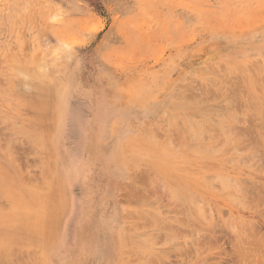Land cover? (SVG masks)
<instances>
[{"label":"rangeland","instance_id":"374dc122","mask_svg":"<svg viewBox=\"0 0 264 264\" xmlns=\"http://www.w3.org/2000/svg\"><path fill=\"white\" fill-rule=\"evenodd\" d=\"M262 79L264 0H0V264H264Z\"/></svg>","mask_w":264,"mask_h":264},{"label":"bare ground","instance_id":"6f19581e","mask_svg":"<svg viewBox=\"0 0 264 264\" xmlns=\"http://www.w3.org/2000/svg\"><path fill=\"white\" fill-rule=\"evenodd\" d=\"M56 63H58V62H56ZM257 63H259V62H257ZM260 63H261V62H260ZM260 63H259V64H260ZM219 65H220V64H219ZM205 68H206V67H205ZM207 68H208V67H207ZM258 68H259V67H258ZM45 70H46V69H45ZM47 70H48V69H47ZM225 70H226V69H225ZM227 70H228V69H227ZM50 71H51V70H50ZM210 71H211V70H210ZM214 71H215V70H214ZM216 71H217V70H216ZM212 72H213V71H212ZM217 72H218V71H217ZM217 72H216V73H217ZM261 72H262V71H261ZM39 73H40V72H39ZM50 73H51V72H50ZM220 73H221V72H220ZM233 73H234V72H233ZM47 74H48V73H47ZM53 74H54V73H53ZM223 74L226 75V73H223ZM45 75H46V74H45ZM219 75H220V74H219ZM51 76H52V75H51ZM48 77H49V75H48ZM54 77H55V76H54ZM30 78H31V77H30ZM42 78H43V77H42ZM55 78H56V77H55ZM262 78H263V77H262ZM50 79H51V78H50ZM220 79H221V78H220ZM222 79H223V78H222ZM29 80H30V79H29ZM52 80H53V79H52ZM209 80H210V79H209ZM211 80H212V79H211ZM211 80H210V81H211ZM218 80H219V79H218ZM262 80H264V79H262ZM35 81H36V80H35ZM215 81H216V80H215ZM215 81H214V82H215ZM212 82H213V81H212ZM224 82H225V81H224ZM52 83H53V82H52ZM263 83H264V81H263ZM222 84H223V83H222ZM222 84H221V86H222ZM187 85H188V84H187ZM187 85H186V86H187ZM213 85H216V83L213 84ZM217 85L219 86V84H217ZM225 85H226V84H225ZM34 86H35V85H34ZM255 86H256V85H255ZM192 87H193V86H192ZM202 87H203V86H202ZM216 87H217V86H216ZM219 87H220V86H219ZM227 88H228V87H227ZM186 89H187V88H186ZM204 89H205V88H204ZM217 89H218V88H217ZM223 89H225V88H223ZM241 89H242V88H241ZM200 90H203V89L200 88ZM200 90H198V91H200ZM218 90H219V89H218ZM221 90H222V89H221ZM221 90H220V91H221ZM227 90H229V89H227ZM227 90H226V91H227ZM230 90H231V89H230ZM234 90H235V89H234ZM237 90H238V88H237ZM239 90H240V89H239ZM205 91H206V90H205ZM226 91H225V93H226ZM21 92H22V91H21ZM181 92H182V91H181ZM183 92H184V90H183ZM185 92H186V90H185ZM214 92H215V91H214ZM227 92H228V91H227ZM205 93H206V92H205ZM220 93H221V92H220ZM234 93H235V92H234ZM234 93H233V94H234ZM236 93H237V92H236ZM238 93H239V91H238ZM18 94H19V93H18ZM211 94H212V92H211ZM218 94H219V92H218ZM221 94H222V93H221ZM226 94H227V93H226ZM229 94H230V93H229ZM20 95H21V94H20ZM192 95H193V94H192ZM205 95H206V94H205ZM179 96H180V95H178L177 97H179ZM185 96H188V94H187V95L184 94V96L182 95V97L180 96L179 98H183V97L185 98ZM189 96H190V95H189ZM198 96H199V95H198ZM214 96H215V95H214ZM192 97H193V96H192ZM194 97H195V96H194ZM184 98H183V99H184ZM189 98H190V97H189ZM213 98H214V97H213ZM29 99H30V98H29ZM186 99H187V97H186ZM187 100H188V99H187ZM202 100H203V98H202ZM192 101H193V100H191V102H192ZM219 101H220V100H219ZM236 101H237V100H236ZM239 101H240V100H239ZM253 101H254V100H253ZM191 102H190V103H191ZM198 102H199V101H198ZM229 102H230V101H229ZM40 104H41V103H40ZM191 104H192V103H191ZM229 104H231V103H229ZM242 104H243V103H242ZM180 105H181V104H180ZM247 105H248V104H247ZM194 106H195V105H194ZM234 106H235V105H234ZM244 106H245V105H244ZM239 107H240V106H239ZM220 108H221V106H220ZM240 108H241V107H240ZM243 108H244V107H243ZM243 108H242V110H243V112H244V109H243ZM245 109H246V108H245ZM222 110H223V109H222ZM236 110H237V109H236ZM251 111H252V110H251ZM253 111H255V110L253 109ZM207 112H209V111H207ZM248 112H249V111H248ZM263 112H264V111H263ZM212 113H213V112H212ZM214 113H215V112H214ZM234 113H235V112H234ZM240 113H242V112H240ZM250 113H251V112H250ZM218 114L221 115L220 113H218ZM248 114H249V113H248ZM225 115H226V114H225ZM242 115H243V114H242ZM222 116H223V115H222ZM233 116H234V115H233ZM218 117H220V116H218ZM256 117H258V116H256ZM188 118H189V117H188ZM224 118H226V117H224ZM224 118H223V119H224ZM1 119H2V118H1ZM172 119H173V118H172ZM223 119H222V120H223ZM235 119H236V118H235ZM243 119H244V118H243ZM185 120H186V118H185ZM224 120H225V119H224ZM232 120H233V119H232ZM251 120H252V119H251ZM251 120H250V121H251ZM257 120H258V119H257ZM176 121H177V119L175 120V122H176ZM189 121H190V119H188L187 122L189 123ZM199 121H200V120H199ZM199 121H198V119H197V122H194V123H196V127H197V125L199 124V123H198ZM220 121H221V120H220ZM236 121H237V119H236ZM173 122H174V121H173ZM175 122H174V123H175ZM190 122H192V121H190ZM205 122H206V124H207V121H205ZM221 122H222V121H221ZM229 122H230V121H229ZM182 123H183V121H182ZM200 123H201V122H200ZM233 123H234V122H233ZM236 123H237V122H236ZM256 123H257V122H256ZM213 124H214V123H213ZM243 124H244V123H243ZM245 124H246V123H245ZM9 125H10V124H9ZM9 125H7V126L9 127ZM175 125H176V124H175ZM181 125H182V124H181ZM190 125H192V123H191ZM199 125L201 126V124H199ZM199 125H198V127H199ZM202 125H203V124H202ZM221 125H223V124H221ZM225 125H226V124H225ZM228 125L230 126V124H228ZM228 125H227V126H228ZM7 126H6V127H7ZM178 126H179V125H178ZM208 126H209V125H208ZM212 126H213V125H212ZM214 126H215V124H214ZM227 126H225V127L227 128ZM233 126H234V125H233ZM237 126H238V125H237ZM243 126H244V125H243ZM243 126H242V127H243ZM8 127H7V128H8ZM10 127H11V125H10ZM184 127H185V126H184ZM215 127H216V126H215ZM156 128H157V127H156ZM156 128H155V129H156ZM178 128H179V127H178ZM187 128H188V129L190 128L189 125H188ZM192 128H193V126H192ZM192 128H190V129H191L193 132H192V133H189V132H188V129H187V134L189 133L191 136H192V134H193V136H194V135H196V130H195V128H194V129H192ZM202 128H203V126L201 127V131H204V130H202ZM205 128H206V127H205ZM235 128H236V127H235ZM240 128H241V127H240ZM260 128H261V127H260ZM158 129H159V128H158ZM158 129H157V130H158ZM185 129H186V128H185ZM185 129H184V133L186 134V130H185ZM190 129H189V131H190ZM199 129H200V128H199ZM199 129H198V130H199ZM221 129H222V128H221ZM221 129H220V130H221ZM227 129H228V128H227ZM227 129H226V130H227ZM236 129H237V128H236ZM238 129H239V128H238ZM25 130H26V129H25ZM153 130H154V129H153ZM157 130H156V132H157ZM181 130H183V129H181ZM194 130H195V132H194ZM220 130H219V132H221ZM240 130H241V129H240ZM20 131H21V130H20ZM199 131H200V130H199ZM217 131H218V130H217ZM230 131H231V130H230ZM247 131H248V130H247ZM145 132H146V131H145ZM154 132H155V131H154ZM167 132H168V131H167ZM169 132H171V131H169ZM169 132H168V133H169ZM179 132H180V128H179ZM181 132H182V131H181ZM190 132H191V131H190ZM224 132H225V130H224ZM233 132H235V130H234ZM241 132H242V131H241ZM243 132H244V131H243ZM255 132H256V131H255ZM22 133H23V132H22ZM22 133H21V134H22ZM24 133H25V132H24ZM164 133H165V132H164ZM164 133H163V134H164ZM174 133H175V132H174ZM182 133H183V132H182ZM182 133H180V134L182 135ZM197 133H198V132H197ZM235 133H236V132H235ZM257 133H258V132H257ZM260 133H261V132H260ZM15 134H16V133H15ZM160 134H161V133H160ZM185 134H183L184 136H183V135H182V136L185 137V138H187L188 135H185ZM209 134H210V133H209ZM226 134H228V133H226ZM231 134H233V133L231 132ZM231 134H230V135H231ZM236 134H237V133H236ZM164 135H165V134H164ZM168 135H169V134H168ZM168 135H166V137H167ZM230 135H229V136H230ZM34 136H35V135H34ZM170 136H171V135H170ZM178 136H179V133H178ZM178 136L175 135V137H178ZM182 136H181V137H182ZM191 136H188V137L190 138ZM198 136H199V135H198ZM200 136H201V135H200ZM211 136H212V135H211ZM211 136H210V137H211ZM214 136H215V135H214ZM227 136H228V135H227ZM227 136H226V138H230L229 136H228V137H227ZM232 136H233V135H232ZM238 136H240V135H238ZM260 136H261V135H260ZM26 137H27V136H26ZM181 137H180V138H181ZM196 137H197V135H196ZM222 137H223V135H222ZM6 138H7V137H6ZM35 138H36V137H35ZM169 138H170V137H169ZM173 138H174V137H172V139H173ZM178 138H179V137H178ZM185 138H183V139H185ZM191 138H192V137H191ZM191 138H190V139H191ZM193 138H195V136H194ZM219 138H220V137H219ZM234 138H235V137H234ZM241 138H242V137H241ZM257 138H258V137H257ZM261 138H262V137H261ZM9 139H10V137H9ZM155 139H156V138L154 137V140H155ZM164 139H165V138H164ZM196 139H198V137H197ZM211 139H212V138H211ZM232 139H233V138H232ZM239 139H240V138H239ZM239 139H238V140H239ZM252 139H253V138H252ZM12 140H13V139H12ZM14 140H15V139H14ZM177 140H178V139H177ZM181 140H182V139H181ZM186 140H188V138H187ZM208 140H209V139H208ZM221 140H222V139H221ZM227 140H228V139H227ZM259 140H260V139H259ZM169 141H170V140H169ZM188 141H190V140H188ZM211 141H212V140H211ZM211 141H209V142L211 143ZM215 141H217V140H215ZM225 141H226V140H225ZM229 141H230V140H229ZM245 141H248V139L245 140ZM262 141H264V139H263ZM262 141H261V143H262ZM4 142L6 143V142H8V141H4ZM35 142H36V141H35ZM159 142H161V140H160ZM165 142H166V140H165ZM170 142H171V141H170ZM176 142H177V141H176ZM178 142H179V140H178ZM180 142H181V141H180ZM183 142H185V140H183ZM209 142H208V143H209ZM220 142H221V141H220ZM222 142H223V140H222ZM9 143H10V142H8V145H9ZM36 143L38 144L39 142H36ZM36 143H35L34 147L36 146ZM172 143H174V141H173ZM210 143H209V144H210ZM212 143H214V142L212 141ZM224 143H225V142H224ZM261 143H259V144H261ZM10 144H11V143H10ZM16 144H17V143H16ZM158 144H159V143H158ZM160 144H161V143H160ZM164 144H165V145L167 144L166 146L168 147V143H164ZM183 144H184V143H183ZM230 144H231V143H230ZM11 145H12V144H11ZM13 145H14V143H13ZM13 145H12V146H13ZM177 145H178V143H177ZM222 145H223V144H222ZM241 145H242V144H241ZM250 145H251V144H250ZM250 145H249V146H250ZM12 146H10V147H12ZM15 146H16V145H15ZM30 146H31V145H29V147H30ZM39 146H40V145H39ZM211 146H213V144H212ZM251 146H252V145H251ZM259 146H260V145H259ZM259 146H257V147H259ZM7 147H8V146H7ZM13 147H14V146H13ZM13 147H12V148H13ZM34 147H33V148H34ZM196 147H197V146H196ZM203 147H204V146H203ZM220 147H221V144H220ZM15 148H16V147H15ZM15 148H14V149H15ZM36 148H38V147H36ZM199 148H200L199 150H201V149H202V146L199 145ZM249 148H250V147H249ZM2 149H3V148H2ZM208 149H209V148H206V150H208ZM253 149H254V147H253ZM263 149H264V148H263ZM12 150H13V149H12ZM38 150H39V149H38ZM206 150H205V151H206ZM210 150H211V149H210ZM261 150H262V149H261ZM40 151H41V150H40ZM201 151H202V150H201ZM203 151H204V150H203ZM233 151H234V150H233ZM263 151H264V150H263ZM12 152H13V151H11L10 153H12ZM38 152H39V151H38ZM206 152H208V151H206ZM209 152H210V151H209ZM31 153H33V152H31ZM212 153H213V152H212ZM263 153H264V152H263ZM13 154H14V153H13ZM13 154H12V155H13ZM252 154H253V153H252ZM260 154H261V153H260ZM34 155H35V154H34ZM261 155H262V154H261ZM263 155H264V154H263ZM8 156H9V155H8ZM253 157H254V156H253ZM15 158H16V157H15ZM250 158H251V157H250ZM17 159H18V158H17ZM256 159H257V158H256ZM18 160H19V159H18ZM261 160H262V159H261ZM15 161H16V160H15ZM15 161H14V162H15ZM259 162H260V161H259ZM16 163H17V161H16ZM18 164H19V163H18ZM51 166H52V165H51ZM253 166H254V165H253ZM7 169H8V168H7ZM133 176H135V175H133ZM150 176H151V175H150ZM23 178H24V177H23ZM227 178H228V177H227ZM5 179H6V177H5ZM5 179H4V180H5ZM27 179H28V178H27ZM225 179H226V178H225ZM30 180H31V179H30ZM153 180H155V179H153ZM204 180H205V179H204ZM230 180H231V179H230ZM5 181H6V180H5ZM205 181H206V180H205ZM232 181H233V180H232ZM250 181H251V180H250ZM28 182H30V181L28 180ZM8 183H9V182H8ZM143 183H144V182H143ZM0 184H2V183H0ZM9 185H10V183H9ZM159 185H160V184H159ZM10 186H11V185H10ZM42 186H43V184H42ZM42 186H41V187H42ZM208 186H209V185H208ZM0 187H1V186H0ZM135 187H136V186H135ZM156 187H157V186H156ZM262 187H263V186H262ZM4 188H5V187H4ZM184 188H185V187H184ZM239 188H240V187H239ZM255 188H256V187H255ZM0 189H1V188H0ZM136 189H137V187H136ZM260 189H261V188H260ZM262 189H263V188H262ZM148 190H149V189H148ZM154 190H155V189H154ZM181 190H183V189H181ZM249 190H250V189H249ZM4 191H5V190H4ZM4 191H3L2 194H4ZM174 191H175V190H174ZM247 191H248V190H247ZM257 191H259V190L257 189ZM1 192H2V191H1ZM1 192H0V194H1ZM135 192H136V191H135ZM172 192H173V191H172ZM175 192H176V191H175ZM190 192H191V191H190ZM249 192H250V191H249ZM262 192H263V191H262ZM147 193H148L147 195H148V197H149V196H150V192L148 191ZM151 193H152V192H151ZM154 193H155V192H154ZM173 193H174V192H173ZM259 193H260V192H259ZM139 194H140V193H139ZM170 194H171V193H170ZM193 194H194V193H193ZM18 195H19V194H18ZM143 195H144V194H143ZM173 195H174V194H173ZM177 195H178V194H177ZM253 195H254V194H253ZM141 196H142V194H141ZM171 196H172V194H171ZM178 196H181V195H178ZM188 196H189V195H188ZM188 196H185V198H187L188 201H189ZM194 196H197V195H194ZM194 196H192V197H194ZM192 197H191V195H190V198H191L192 201H193V198H192ZM150 198H151V197H150ZM175 198H176V196H175ZM175 198H173V199H174V201L176 202L177 198H176V200H175ZM181 198H182V197H181ZM237 198H238V197H237ZM154 199H155V198H154ZM178 199H179V198H178ZM191 199H190V202H191ZM179 200H180V199H179ZM183 200H184V199H183ZM196 200H197V198H196ZM237 200H238V199H237ZM244 200H245V198H244ZM245 201H246V200H245ZM177 202H178V201H177ZM248 203H249V201H248ZM183 204H184V202H183ZM192 204H193V203H192ZM175 205H176V204H175ZM185 207H186V206H185ZM186 208H187V207H186ZM181 209H182V208H181ZM187 211H188V210H187ZM143 214H144V212H143ZM145 214H146V213H145ZM188 214H190V213L188 212ZM152 215H153V214H152ZM208 215H209V214H208ZM141 216H142V213H141ZM144 216H145V215H144ZM157 216H158V215H157ZM206 216H207V215H206ZM206 216H205V217H206ZM150 217H151V216H150ZM156 218H157V217H156ZM145 219H147V218H145ZM152 219H153V218H152ZM152 219H151V220H152ZM157 219H158V218H157ZM159 219H160V218H159ZM146 221H147V220H146ZM162 221H163V220H162ZM184 221H185V220H184ZM164 224H165V223H164ZM214 224H215V223H214ZM156 225L158 226V223H157ZM208 225H209V224H208ZM157 226H156V227H157ZM196 226H197V225H196ZM210 226H211V225H210ZM212 226H213V224H212ZM139 228H140V227H139ZM206 228H207V226H206ZM154 229H155V228H154ZM213 229H214V227H213ZM9 248H10V247H9ZM11 251H12V250H11ZM19 252H20V251H19ZM12 253H13V252H12ZM20 253H21V252H20ZM6 254H7V253H6ZM23 254H24V252H23ZM28 254H29V252H28ZM12 255H13V254H12ZM29 256H30V255H29ZM147 256H148V255H147ZM8 257L10 258V255H9ZM13 257H14V255H13ZM25 257H26V256H25ZM143 257H144V256H143ZM0 258H1V256H0ZM155 258H156V257H155ZM150 259H152V256H151ZM15 260H16V259H15ZM154 260H155V259H154ZM16 261H17V260H16ZM152 261H153V260H152ZM154 263H155V262H154Z\"/></svg>","mask_w":264,"mask_h":264}]
</instances>
